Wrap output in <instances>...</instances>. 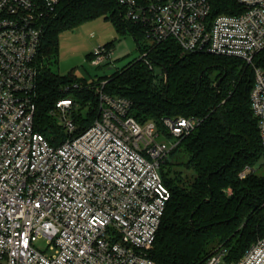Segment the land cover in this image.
<instances>
[{
    "label": "built area",
    "instance_id": "built-area-1",
    "mask_svg": "<svg viewBox=\"0 0 264 264\" xmlns=\"http://www.w3.org/2000/svg\"><path fill=\"white\" fill-rule=\"evenodd\" d=\"M60 1L0 0V264H160L149 252L170 199L161 165L200 118L164 117L168 139L157 122L131 113L132 100L104 92L103 81L91 125L80 130L71 115L79 105L66 97L50 113L68 137L55 145L36 130L37 57ZM118 1L154 43L172 38L253 67L251 107L264 151V0H237L236 14H214L215 0ZM112 56L102 45L90 61ZM141 57L149 61L148 51ZM256 171L246 166L240 177ZM202 264H264V237L237 262L216 252Z\"/></svg>",
    "mask_w": 264,
    "mask_h": 264
},
{
    "label": "trees",
    "instance_id": "trees-1",
    "mask_svg": "<svg viewBox=\"0 0 264 264\" xmlns=\"http://www.w3.org/2000/svg\"><path fill=\"white\" fill-rule=\"evenodd\" d=\"M214 4V14L243 11L237 0ZM107 13L119 33L129 30L134 35L149 61L140 57L93 81L73 71H53L49 64L59 55L61 33ZM143 38V27L124 18L118 0H61L47 20L37 57L36 130L55 145L68 137L50 113L66 97L79 105L71 115L80 130L91 125L98 118L97 88L103 81L104 92L132 100L131 113L142 122H157L168 139L172 136L164 117L200 118L161 165L170 199L149 256L160 264H202L219 245L227 251V262H237L264 237V174L258 172L264 151L251 107L254 69L237 57L186 50L172 38L143 47ZM75 82L82 87L65 90ZM182 147L194 176L188 186L168 179L162 169ZM246 166L257 171L241 178Z\"/></svg>",
    "mask_w": 264,
    "mask_h": 264
},
{
    "label": "rangeland",
    "instance_id": "rangeland-1",
    "mask_svg": "<svg viewBox=\"0 0 264 264\" xmlns=\"http://www.w3.org/2000/svg\"><path fill=\"white\" fill-rule=\"evenodd\" d=\"M110 13L93 18L85 23L66 30L60 35L59 55L57 60H50L53 71L65 75L74 72L78 78L88 81L98 80L99 77L109 76L118 69L141 57V49L134 35L128 30L119 33L110 17ZM113 43V56L109 63L99 66L90 61V54L98 46ZM143 47L154 43L153 39L143 38ZM159 71V68H156ZM86 111L87 108H83ZM186 150L182 147L175 157H171L169 163L163 164V172L168 179L188 186L193 181V170L186 166L188 159ZM259 173L264 174V158L260 163ZM44 245V241H38V245ZM225 248V247H224ZM217 252H223L221 246Z\"/></svg>",
    "mask_w": 264,
    "mask_h": 264
}]
</instances>
